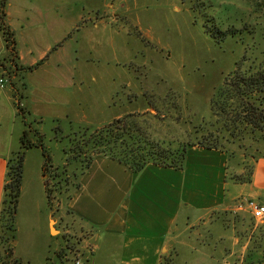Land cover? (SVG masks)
I'll return each mask as SVG.
<instances>
[{"label": "rangeland", "instance_id": "1", "mask_svg": "<svg viewBox=\"0 0 264 264\" xmlns=\"http://www.w3.org/2000/svg\"><path fill=\"white\" fill-rule=\"evenodd\" d=\"M37 2L44 13L52 12L50 0ZM54 2L53 6L62 16V23H58L62 29L58 39L61 42L54 46L46 65L35 73L38 75L35 79L42 85L35 93L38 102H32V112L24 119L11 108L0 110V152L8 148L12 151L9 157L23 152L20 193L14 208V241L5 240L4 249H0V262L49 264L47 257L53 262L59 247L69 246L70 255L64 253L63 261L72 258L75 263H83L78 253L82 239L77 231L80 223L66 211L83 206L87 197L84 192L100 190L107 196L108 207H105L118 210L121 201L118 186H122L118 183L130 177V193L123 195V200L134 211L142 186L137 184L140 174L130 172L117 162L110 166L100 160L81 174L79 169L83 163L67 155L69 138L74 134L76 137L86 129L91 132L122 117L124 122H134L142 135L162 147L196 145L195 149L186 146L187 151L193 152L186 157L181 172L174 175L163 168L149 172L173 193V211H180L176 218L173 264H224L222 247L215 245V239L206 241L204 235L212 228L213 235H224L227 239L224 246L229 245L231 227L210 225L207 218H202V211H216L214 203L228 194L219 188L218 178L229 179L233 168L240 166L242 157L247 171L252 160L241 156L242 151L234 145L226 143L228 152H211L199 147L198 141L208 130L202 131V120L210 119V97L243 55L254 57L264 52V33L259 26L241 21L230 28L242 31L241 35L215 42L207 28L215 25L223 29L207 11L217 0ZM253 3L258 8L264 5V0H253ZM43 42L39 39L35 44L40 46ZM58 58L63 64L56 69L54 61ZM15 71L17 67L1 63L0 74L8 82L0 88V100L10 96L13 106L17 102L25 108L24 84L16 76L13 78ZM32 77L29 75L27 83L33 81ZM9 84L15 88L16 98ZM23 131L27 132L30 142L41 144L51 166L60 171L65 168L73 183H78V188L82 185L79 204L73 209L72 196L78 190L75 186L69 189V199L67 194L55 195L48 202L47 179L42 174L45 157L41 147H21ZM170 174L174 175V183L169 181ZM48 219H51L49 225ZM250 223L257 229L261 225L256 221ZM103 240L106 237L97 244L101 245ZM81 251L85 248L81 247ZM101 253L96 254L97 264L105 262Z\"/></svg>", "mask_w": 264, "mask_h": 264}, {"label": "crops", "instance_id": "2", "mask_svg": "<svg viewBox=\"0 0 264 264\" xmlns=\"http://www.w3.org/2000/svg\"><path fill=\"white\" fill-rule=\"evenodd\" d=\"M36 1L6 0L5 6L6 22L14 33L18 66L34 67L38 65L32 70L17 69L13 77L16 76L24 84L25 116L28 112H32V102H38L35 93L40 86L42 87L39 81L35 79L38 76L35 73L46 65L49 54L54 50V46L59 45L61 40L58 41V39L62 35V29L58 27V23H62V16L61 12H57L53 6L55 4L54 0H50L53 9L48 14L40 10L39 3L35 4ZM39 39L44 41L40 46L35 44V41ZM5 52L2 38L0 56H3ZM62 64L59 58L54 61L56 69L60 68ZM29 75H34L31 78L33 80L31 83L29 81L27 83ZM10 89L12 93L15 91V88L11 85ZM8 108H11V110H14V114H17L13 106V99L10 96H6L2 101L0 100V110L6 111ZM11 152L8 148L0 152V209L5 183L6 161ZM231 155H236V153ZM242 158L241 163H238L240 166L233 168L229 179L226 180L222 176L218 178L219 188L222 192L227 191L228 194H223V198L214 203L216 207L213 209L216 211H202V218H207L210 225H215L214 227L221 225V227H231L232 235L228 238L229 245L224 246L227 239L222 234L213 235L212 228L206 230L207 233L204 237L206 241L215 239L216 241H214L217 243L215 245L219 244L222 247L221 255L223 254L226 259L224 264H243V262L244 264H264V221L260 222L261 225L257 229L255 225L253 226L250 223L255 220L249 213L234 210L235 205L243 198L264 205V156L250 157L252 165L247 170L248 175L246 174V168H244L245 159ZM99 160L100 163L110 164V166H113L112 164L116 162L119 163L109 157L99 155L94 158L90 167ZM119 164L126 167L121 163ZM126 168L128 169V167ZM162 168L174 173V175L181 172V170L173 168L148 167L136 173L140 174L137 184L142 186L135 200L134 211H131V205L128 201L125 198L123 200V195L125 197L127 193H130V177H126L118 183L122 185L118 186V191L121 192L119 200L123 201L121 203L118 200L120 202L118 210L115 208L107 209L108 205L105 202L107 196L97 190L88 191L86 194L84 192L87 197L82 202L83 206L76 208L74 211H66L70 213L75 221L80 223L77 226V231L82 235V239L80 245H78V248H80L78 253L83 258V263L97 264L96 254L101 251V255H104L105 262L102 261L104 264H173L177 239L175 234L176 218L180 211H173L175 207L173 193L149 172L150 170ZM128 170L130 171V169ZM147 172L150 175L145 176ZM174 175L170 174V177H172L169 179L170 182H175L173 180ZM107 183H110L109 180ZM111 183L116 185L113 182ZM157 183L160 184L157 186ZM154 184L156 187H153ZM89 189H91V186H89ZM81 190L82 185L72 196V209L79 204L77 200L80 197L79 192ZM236 192L237 194H235ZM144 193L149 194L150 199ZM105 205L107 206L105 207ZM169 209L171 211H168ZM50 222L51 219H48L47 225ZM81 223H84V225ZM244 232L246 233L244 234ZM103 237H106V240H103L104 243L97 244L102 242L101 238ZM81 247L85 248V251H81ZM59 248L61 249L62 246Z\"/></svg>", "mask_w": 264, "mask_h": 264}, {"label": "trees", "instance_id": "3", "mask_svg": "<svg viewBox=\"0 0 264 264\" xmlns=\"http://www.w3.org/2000/svg\"><path fill=\"white\" fill-rule=\"evenodd\" d=\"M6 0H0V32L5 46V54L0 56L1 63H8L18 70H32L34 67H21L17 64V52L14 33L6 22ZM211 38L219 43L228 36L238 37L242 31L228 29L227 31L212 25L207 28ZM12 96L16 98V93ZM17 113L25 118V109L14 103ZM210 119L202 120V139L198 146L203 150L226 151V143L234 145L242 151V155L251 158L264 156V52L260 56L248 57L243 55L235 62L234 69L227 74L219 88L209 100ZM125 118H117L110 123L88 132L81 131L78 136L69 138L68 158L83 163L80 173L90 168L94 158L102 155L125 165L134 174L148 167H165L181 170L185 167L186 157L193 152L186 150V146L193 148L194 144L182 145L180 148L168 149L162 147L138 131L134 122H124ZM207 127V128H206ZM21 147H41L44 158L42 174L46 177L45 191L48 202L51 203L55 195L67 194L73 183L70 173L64 168L58 170L49 164V157L40 143L28 140L27 132L20 137ZM247 144L246 143H249ZM23 152L18 151L15 156L6 161L5 183L0 209V249H4L5 240L14 241V208L20 193L22 177ZM65 167V166H64ZM69 254L71 248L66 246L57 252L54 261L47 257L49 264H75L72 258L63 261L64 253ZM70 255V254H69ZM8 264L2 261L0 264ZM14 264H18L17 261Z\"/></svg>", "mask_w": 264, "mask_h": 264}, {"label": "clouds", "instance_id": "4", "mask_svg": "<svg viewBox=\"0 0 264 264\" xmlns=\"http://www.w3.org/2000/svg\"><path fill=\"white\" fill-rule=\"evenodd\" d=\"M207 14L224 31L238 26L243 21L259 26V30L264 33V5L257 8L253 0H217L208 9Z\"/></svg>", "mask_w": 264, "mask_h": 264}, {"label": "built area", "instance_id": "5", "mask_svg": "<svg viewBox=\"0 0 264 264\" xmlns=\"http://www.w3.org/2000/svg\"><path fill=\"white\" fill-rule=\"evenodd\" d=\"M4 82H7L6 78L2 77L0 74V88H3ZM19 107H23L22 104L19 103ZM235 211H246L251 215V217L256 222H262L264 219V205H259L253 200L250 199H240L238 203L234 207ZM75 264H83L80 262H76Z\"/></svg>", "mask_w": 264, "mask_h": 264}]
</instances>
